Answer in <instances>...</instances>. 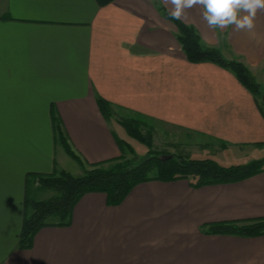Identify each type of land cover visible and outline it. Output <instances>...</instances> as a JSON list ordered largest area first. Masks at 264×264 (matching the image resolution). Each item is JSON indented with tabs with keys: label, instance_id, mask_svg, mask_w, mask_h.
Segmentation results:
<instances>
[{
	"label": "crops",
	"instance_id": "obj_1",
	"mask_svg": "<svg viewBox=\"0 0 264 264\" xmlns=\"http://www.w3.org/2000/svg\"><path fill=\"white\" fill-rule=\"evenodd\" d=\"M171 7L164 0H0V264H264V235L201 230L264 217V172L200 187L145 181L116 205L89 192L69 225L43 226L30 247L19 245L38 177L76 163L57 139L58 126L84 164L121 154L117 116L151 119L248 154L236 163L264 158L259 98L230 70L187 60L176 26L162 15ZM201 11L187 10L180 21L242 62L264 89V12L249 32L213 31Z\"/></svg>",
	"mask_w": 264,
	"mask_h": 264
},
{
	"label": "trees",
	"instance_id": "obj_2",
	"mask_svg": "<svg viewBox=\"0 0 264 264\" xmlns=\"http://www.w3.org/2000/svg\"><path fill=\"white\" fill-rule=\"evenodd\" d=\"M96 1L103 5L111 0ZM162 15L176 26V40L189 62H213L230 70L244 87L258 97L260 85L242 62L226 59L219 50L203 43L193 26L180 20H172L167 10H163ZM99 102L104 111L110 112L108 103L101 99ZM261 109L264 112L263 103ZM118 119L129 136L147 143V137L139 129L143 125L141 117ZM56 136L64 151L81 166L82 173L74 175L66 170H58L38 177L40 188L50 189L54 195L47 199L28 197L26 216L19 234V245L22 247H30L32 237L43 226L69 225L74 205L82 195L89 192H102L106 195L108 204L116 205L122 202L136 184L145 181L185 179L193 187H200L237 182L264 172V158L225 166L211 158H185L174 154L169 156L151 150L137 162L126 158L121 152L116 158L89 163L85 167L71 149L60 126L56 127ZM201 230L210 234L264 235V217L211 223L203 225Z\"/></svg>",
	"mask_w": 264,
	"mask_h": 264
},
{
	"label": "rangeland",
	"instance_id": "obj_3",
	"mask_svg": "<svg viewBox=\"0 0 264 264\" xmlns=\"http://www.w3.org/2000/svg\"><path fill=\"white\" fill-rule=\"evenodd\" d=\"M255 80L259 83L257 78ZM258 98L259 102L263 103V88L260 90ZM117 117L115 119H118ZM112 118V116H109L110 120ZM141 118L143 120V125H140L139 129L142 135L147 137V143L136 140L135 138L129 136L126 131L124 137L120 141V150L124 156L128 159L135 160L136 162L146 157L150 150L154 153L169 154V156L174 154L181 155L185 158H211L225 166L241 162L243 158L248 156L246 152H243L241 155H237L234 152L231 154L230 151H226L224 147L211 139L201 137L196 134H188L177 128L154 122L151 119ZM112 125L116 126L115 124ZM122 129L124 131L123 127ZM84 166L88 167L86 164H84ZM65 168L74 175L82 173V168L78 162L75 163L72 160L67 162ZM53 195L54 192L46 188L38 189L35 192L32 191L29 194L30 197L36 199H47Z\"/></svg>",
	"mask_w": 264,
	"mask_h": 264
},
{
	"label": "clouds",
	"instance_id": "obj_4",
	"mask_svg": "<svg viewBox=\"0 0 264 264\" xmlns=\"http://www.w3.org/2000/svg\"><path fill=\"white\" fill-rule=\"evenodd\" d=\"M172 7L168 16L183 20L187 10L199 7L208 27L221 31L231 26L234 31H253L258 12H264V0H164Z\"/></svg>",
	"mask_w": 264,
	"mask_h": 264
},
{
	"label": "water",
	"instance_id": "obj_5",
	"mask_svg": "<svg viewBox=\"0 0 264 264\" xmlns=\"http://www.w3.org/2000/svg\"><path fill=\"white\" fill-rule=\"evenodd\" d=\"M263 104H264V99H263Z\"/></svg>",
	"mask_w": 264,
	"mask_h": 264
}]
</instances>
